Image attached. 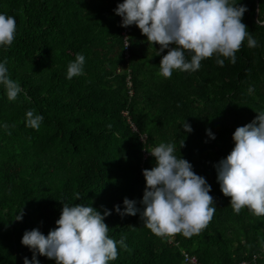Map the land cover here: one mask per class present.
<instances>
[{"label":"trees","instance_id":"obj_1","mask_svg":"<svg viewBox=\"0 0 264 264\" xmlns=\"http://www.w3.org/2000/svg\"><path fill=\"white\" fill-rule=\"evenodd\" d=\"M119 2L0 0V12L17 25L12 45L0 47V60L21 86L14 101L0 86V124L8 125L0 127V264L31 260L23 233L39 228L47 235L63 202L112 210L105 217L108 235L126 237L128 247L118 244L109 264H184L182 251L199 264H264V216L247 208L235 213L213 166L234 147L235 129L264 110V27L256 23L264 18V0H240L256 47L245 39L235 63L221 57L220 66L212 56L198 70H173L168 78L159 74L167 49L158 53L159 44L148 42L135 24L122 27L113 11ZM77 53L85 56L84 74L67 79ZM29 109L43 116L39 129L26 126ZM161 142L174 143L175 154L211 185L216 211L191 237L157 236L139 212L121 217L113 210L123 209L125 197L142 209V170L154 166L150 151Z\"/></svg>","mask_w":264,"mask_h":264},{"label":"clouds","instance_id":"obj_2","mask_svg":"<svg viewBox=\"0 0 264 264\" xmlns=\"http://www.w3.org/2000/svg\"><path fill=\"white\" fill-rule=\"evenodd\" d=\"M121 19V26L135 24L150 43L159 44V52L167 49L159 63V74L171 77L173 70L194 72L201 61L212 56L224 65V58L236 62V52L247 39L249 48L257 40L248 31L242 17L247 6L240 0H122L113 10ZM264 27V18L257 19ZM15 17L0 12V47H10L16 37ZM128 45V44H127ZM126 45V46H127ZM190 56V59H189ZM6 60H0V86L9 101L21 93L20 84L9 75ZM85 56L77 53L67 66L66 78L84 74ZM251 93L253 89L249 87ZM249 123L238 126L232 134L234 147L226 157L213 166L216 180L224 196L237 214L247 208L254 216H264V110ZM43 116L29 109L25 113L27 127L39 129ZM186 133L191 125L182 123ZM7 128V124H0ZM215 139L211 129H206ZM184 140L181 144L183 145ZM150 154L155 159L151 169H143L146 186L138 208L135 199L125 197L123 209L114 205L121 217L138 212L144 226L157 236L177 233L191 237L211 221L216 205L210 195L211 185L206 178L193 171V165L175 154L172 142H161ZM80 199L79 193L76 200ZM112 210L98 211L90 203H67L56 227L43 234L39 228L25 230L21 243L32 252L23 264H40L37 254L54 259L56 264H109L118 256L117 245L127 249L126 237L115 240L108 235L105 217ZM23 213L16 215L22 220Z\"/></svg>","mask_w":264,"mask_h":264},{"label":"built area","instance_id":"obj_3","mask_svg":"<svg viewBox=\"0 0 264 264\" xmlns=\"http://www.w3.org/2000/svg\"><path fill=\"white\" fill-rule=\"evenodd\" d=\"M182 253L184 255V264H199L197 258H195L194 255H190L185 251H182Z\"/></svg>","mask_w":264,"mask_h":264},{"label":"water","instance_id":"obj_4","mask_svg":"<svg viewBox=\"0 0 264 264\" xmlns=\"http://www.w3.org/2000/svg\"><path fill=\"white\" fill-rule=\"evenodd\" d=\"M257 1V0H256ZM255 17H257V6H256V15H255Z\"/></svg>","mask_w":264,"mask_h":264}]
</instances>
